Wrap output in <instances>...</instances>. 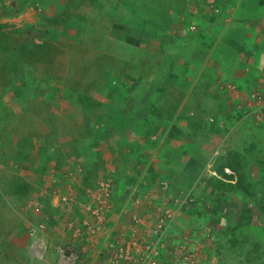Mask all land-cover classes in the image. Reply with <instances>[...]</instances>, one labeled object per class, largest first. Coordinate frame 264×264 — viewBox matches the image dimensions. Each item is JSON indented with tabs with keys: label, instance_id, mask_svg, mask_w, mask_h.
I'll return each mask as SVG.
<instances>
[{
	"label": "crops",
	"instance_id": "crops-1",
	"mask_svg": "<svg viewBox=\"0 0 264 264\" xmlns=\"http://www.w3.org/2000/svg\"><path fill=\"white\" fill-rule=\"evenodd\" d=\"M89 1L81 24L48 26L58 43L50 51L90 52L59 74L69 87L35 77L41 55L12 54L10 69L0 61V209L10 208L11 222L31 205L45 207L55 230L47 233L59 234L61 214L98 205V184L111 181L109 234L77 246L87 264H106L110 240L133 226L130 219L150 218L143 201L187 189L175 181L190 183L202 154L210 166L214 150L199 151L202 144L230 142L227 152L244 161L239 137H249L251 125L264 128V115L250 107V94L264 91V0ZM64 196L65 209L57 204ZM30 219L45 226L39 214Z\"/></svg>",
	"mask_w": 264,
	"mask_h": 264
},
{
	"label": "rangeland",
	"instance_id": "rangeland-1",
	"mask_svg": "<svg viewBox=\"0 0 264 264\" xmlns=\"http://www.w3.org/2000/svg\"><path fill=\"white\" fill-rule=\"evenodd\" d=\"M76 1L0 0V39L6 43L0 42V61L3 67L5 64L7 68H11L12 63H8L12 61L13 57L10 56L18 52V46L20 45H24L26 48H36L44 43H49L51 46L56 44L58 47V43L48 36V26L58 27L69 22L75 24L74 20L76 18L81 24L84 19H82L83 15L80 8L83 7V10L89 11V9H86L89 0H79L77 4ZM86 17L91 16L87 15ZM50 48L44 47L46 55H41V60L39 59L34 64L35 77L42 78L43 73H45V76L53 78L51 83L54 82L56 86L69 87L68 85L65 86L63 79L60 80L59 74L61 73L64 77L66 69L69 68L72 71L76 54H85L88 57L90 52H87L88 50L83 52L74 45L67 52L63 49L60 52L58 49L60 53L52 52ZM60 66L63 68L60 69ZM262 122H264V117ZM251 126V135L249 137L242 135L238 139L240 148L245 151L244 162L248 171L249 186L251 185L253 189L251 201L245 200V202H242L241 197L236 194L237 197L231 196V199L230 196H227L228 198L220 202L214 201V204L206 202L202 197L204 196L202 193L210 175L204 171L208 158L201 153L202 157L197 170L199 172L194 175L195 179L191 178L190 183H187L184 179L175 181L177 184H188V192L190 194L194 190L193 194L188 197L181 195V193L178 194L179 192L168 193L166 195L168 199H165L169 201L168 204L153 206L155 212L158 208L163 212L169 210L164 214L163 212H156L159 215L163 214L162 219L168 222L164 241H162V254L165 264H264V135L262 137L260 133V129L264 128L260 127L261 125L260 128L257 125ZM258 135L260 138H258ZM219 141L217 140L208 145L202 144L198 150L206 151L210 148L212 153L213 150L216 152L219 147L218 159L221 155L226 154L231 147L230 142L225 143L224 141V143H221ZM218 144L220 145L218 146ZM141 185L143 186L142 182ZM141 190L144 193L148 192L144 191L143 188ZM195 191H198L201 196L193 198ZM175 194L178 197H175ZM5 196L6 193L0 192V202H6ZM57 200L60 208L65 209L68 207L66 203L69 200L68 196ZM143 202L149 210L151 206L148 201ZM156 202L162 203L163 197H157ZM117 206L119 207V205ZM31 207L33 208L28 210V213L31 216L32 213L39 214L45 224L43 229L40 228V224H37V220L30 219L31 216L28 213L22 214L27 216H23L26 220L20 215L17 216V221L10 218L12 221L9 222L7 212L11 211L10 208L8 210L7 207L0 209H5V213L0 216V264H30L27 263L25 254L29 255V247L35 238L34 236L40 235L42 231H44L43 236H46V251L49 252L47 257L53 264L57 262L55 248L58 245H61L67 252H71L70 246L77 247L79 243L83 242V247H86L88 242L89 244L96 243L97 239L99 240L102 237L100 232H94L90 229L91 224L88 221H83L87 216L81 213L82 211L69 209H66L65 212L67 211L70 215L61 214L64 218L61 219L58 225L61 226L58 229L60 233L55 232V234L50 233L51 235H49L47 231L51 232L52 230L53 232L55 230H50L47 227L46 218H50V214H46L48 209L36 206V204L31 205ZM108 208L105 207L106 212H108ZM245 209H249V212L245 213ZM144 211H146V207ZM17 212L20 213L16 211V214ZM155 212L152 211L150 215H155ZM171 215V221L167 220L168 216ZM248 217H250L249 220ZM66 218H68L67 222H64ZM152 219L153 216H150V224L153 221ZM137 229L140 233L143 231L139 226ZM62 232L63 236L61 237ZM45 256L43 255L42 258ZM91 256L93 255L91 254ZM33 263L38 264L39 262L34 260Z\"/></svg>",
	"mask_w": 264,
	"mask_h": 264
},
{
	"label": "built area",
	"instance_id": "built-area-1",
	"mask_svg": "<svg viewBox=\"0 0 264 264\" xmlns=\"http://www.w3.org/2000/svg\"><path fill=\"white\" fill-rule=\"evenodd\" d=\"M251 105L257 117L264 115V91H253L250 94ZM217 154V152H216ZM227 174L231 172L225 169ZM99 195L93 196L92 199L99 201L98 205L87 206L82 208L84 214L87 216L83 221H88L91 224L90 229L94 232L104 233L107 229L105 226V208L104 202L109 197V185L101 184ZM65 201V200H64ZM37 210H39L37 208ZM166 210L164 213H167ZM162 215L156 216L150 224V218H143L140 216H133V226L129 228L128 232L115 238L112 242L113 249L109 251V264H165L162 254V241L166 234V227L168 222H165ZM172 215L168 216L167 220L171 221ZM85 224V223H84ZM87 225V224H86ZM142 228V232L137 227ZM40 228H44L40 224ZM42 231V230H41ZM44 231L40 235H35L29 247V255L32 258L41 259L46 252V239L43 236ZM63 258V250L58 251ZM79 258L73 253L65 256L62 260L63 264H83L78 261ZM80 260V259H79Z\"/></svg>",
	"mask_w": 264,
	"mask_h": 264
},
{
	"label": "trees",
	"instance_id": "trees-1",
	"mask_svg": "<svg viewBox=\"0 0 264 264\" xmlns=\"http://www.w3.org/2000/svg\"><path fill=\"white\" fill-rule=\"evenodd\" d=\"M0 42L3 44L5 43V42L1 41V39H0ZM49 45H50L49 43H44L41 46H38L36 48H34V47L33 48H26V46L20 45V46H18L19 47L18 52L14 53V55L20 56V59H27V58H30L31 56H34V55L37 56L39 54L40 55H46V53H44V52H46L44 47L49 48ZM37 59H39V58H37ZM24 63H26V62H21V64H24ZM212 164H213V168H212L213 170L212 171L216 173V176H211L209 174L210 175L208 178L209 180L207 181V186H205V187L209 188L210 194L208 196L215 199L213 201L211 200L212 202H214V201L220 202V201L224 200L225 198H227L228 194H231V193H236V194L238 193V195L242 199V202H245V200H250V201L252 200V198H253L252 190L253 189L251 188V185L249 186L250 182L248 181V178H249L248 171H247V167L245 165V162L242 161L241 154L235 153V152H227L223 156L221 155L220 158L212 160ZM225 168L230 169L232 171V175H227L224 172ZM191 178L195 179L194 176L188 177V179H190V180H191ZM160 187L162 188V186L159 185L158 188L160 189ZM193 191L190 194H193ZM180 193H181V195H186L188 197L191 196L188 192V189H185V190L179 192L178 194H180ZM195 194H196V191L194 192L193 198L196 197ZM203 194H204V192L202 193V195ZM174 196L178 197L177 194H175ZM204 200H205V198H204ZM248 212H249V209H245V213H248ZM0 216H1V214H0ZM249 219H250V217H248V220ZM74 251L77 255L80 253L79 248H77V249L75 248ZM25 257L29 261L33 259V260H36L38 262H45L47 255L43 259L32 258L30 255H27V254H25ZM51 264H53V263L51 262Z\"/></svg>",
	"mask_w": 264,
	"mask_h": 264
},
{
	"label": "clouds",
	"instance_id": "clouds-1",
	"mask_svg": "<svg viewBox=\"0 0 264 264\" xmlns=\"http://www.w3.org/2000/svg\"><path fill=\"white\" fill-rule=\"evenodd\" d=\"M216 152H217V154H216ZM216 152H214V154L211 156V159H210V166H207L206 167V169H208V168H211V170H212V168H213V164H212V160H215V159H217V157L219 156V151L217 150ZM225 169H228V168H225ZM225 169H224V172H225ZM231 173L230 174H227L226 172V174L227 175H232V171L230 170V169H228ZM211 176H216V173L215 172H213L212 171V173L210 174ZM101 184H104V185H109V187H108V190H109V188H110V186H111V181H109V180H106V181H102V182H100L98 185L100 186V188H102L101 187ZM168 183L167 182H160V186H163L162 187V189L164 190V191H169L168 190ZM101 193V190H100V192L98 193V195ZM160 196V195H159ZM111 197H112V193H111V191L109 190V199H111ZM161 197V196H160ZM164 199H163V202L162 203H149L150 204V206H151V208L149 209V210H147V207H146V211H147V214L149 215V217L151 216H153V219L156 217V216H158L159 214H156V212L157 213H159V212H163L162 210H160V208H158V209H156V212H155V209H153V206H161L162 204H168V200H165V199H168V197H166V195H164V196H162ZM107 198V200H109ZM157 199V198H156ZM63 200H65V199H63ZM107 200H105V202H107ZM165 200V201H164ZM106 206L104 205V208H105ZM82 208H83V206L81 207V211H82V213L84 214V210H82ZM109 209H110V206H109V208H108V211H109ZM152 211H154L155 212V215H150V213ZM165 212V211H164ZM164 212H163V214H164ZM107 213L108 212H106L105 213V226H106V231L104 232V233H101V235H102V237L103 236H107L108 234H109V227H108V223H107ZM163 214H161V215H163ZM141 217V216H140ZM133 218V217H132ZM132 218H131V223H132ZM148 218V217H147ZM152 219V220H153ZM128 231H126L125 233H127ZM125 233H123V234H125ZM120 235H122V234H120ZM120 235H118V236H116V237H114L113 238V240H114V242L116 241V239L115 238H118ZM45 238H46V236H44ZM113 240H110L111 242H113ZM98 242H99V240L97 239V242H96V244H98ZM31 245V244H30ZM70 248H71V252H67L66 251V249H64L61 245H58L55 249H56V256H57V262H56V264H63L62 263V260H64V258H65V256H67V255H69L70 253H73V254H75L76 256H77V258H79L78 259V261L79 262H81V263H83V264H87V260L85 259V257L83 256V252L79 249V251H80V253L77 255L76 253H75V248L77 249L78 247H73V246H70ZM113 249V247L111 246L109 249H107L106 251H105V253H106V264H109V251H111ZM59 250H63V254L65 255L63 258L61 257V254L58 252ZM49 254V252L48 251H46L43 255H48ZM43 257V256H42ZM41 259H43V258H41Z\"/></svg>",
	"mask_w": 264,
	"mask_h": 264
}]
</instances>
